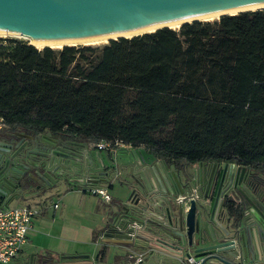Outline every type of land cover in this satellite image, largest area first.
I'll return each mask as SVG.
<instances>
[{
    "label": "trees",
    "instance_id": "trees-1",
    "mask_svg": "<svg viewBox=\"0 0 264 264\" xmlns=\"http://www.w3.org/2000/svg\"><path fill=\"white\" fill-rule=\"evenodd\" d=\"M0 117V138L119 139L175 165H244L264 184V8L102 43L0 38Z\"/></svg>",
    "mask_w": 264,
    "mask_h": 264
},
{
    "label": "water",
    "instance_id": "water-1",
    "mask_svg": "<svg viewBox=\"0 0 264 264\" xmlns=\"http://www.w3.org/2000/svg\"><path fill=\"white\" fill-rule=\"evenodd\" d=\"M257 2L264 0H0V28L32 39L84 38L150 24L169 26L164 23L187 17L193 18L182 22L202 19L196 16ZM113 37L117 36L109 38ZM8 147L9 143L0 140V150ZM137 154L141 168L126 180L131 190L123 202L122 216H116L111 232L105 233L108 242L126 247L113 264H186L190 256L198 259L195 264H264L255 243L256 232H264V186L258 188L257 178L246 166L214 162L205 179L202 167L195 175L183 171L185 179L189 176L181 185L173 171L161 169L159 174L141 151ZM4 160L6 165L0 172L10 159ZM76 161L69 167L88 171L105 167L99 151L95 160ZM32 164L39 167L29 175L37 190L25 198H40L52 189L47 171L50 162ZM148 166L159 183L156 191L146 177ZM96 173L102 180L108 179L106 167ZM0 193L8 199L18 194L2 188ZM139 248L144 252L137 259ZM43 259L37 256L36 264H42Z\"/></svg>",
    "mask_w": 264,
    "mask_h": 264
},
{
    "label": "crops",
    "instance_id": "crops-1",
    "mask_svg": "<svg viewBox=\"0 0 264 264\" xmlns=\"http://www.w3.org/2000/svg\"><path fill=\"white\" fill-rule=\"evenodd\" d=\"M119 149L120 147L112 152H107L106 150H103L105 151L106 158L103 156V151L100 152V157L102 158L105 167L111 166L112 171L116 168L114 170V174L117 175H119L121 172L120 168L128 169L130 174L136 173L137 170L141 168L140 160H138L140 158H134V160L132 158H128L127 162H121L117 158ZM134 151L135 150L133 148V152ZM146 160H148V163L153 164L155 166L159 174H161V169L166 172H171L173 170L176 171L174 172V174L178 178L177 183L180 182L181 185H183L184 182L188 180L189 176L188 175L185 179L182 173L183 171L191 172L192 175H195V172L200 171L202 167L205 172V179V176H208L209 171L213 166L212 162H202L201 164L196 161L191 164L181 163L180 166H184V169L175 170L176 167L172 164L167 163L165 160H160L157 158H148ZM130 166H132V170H130ZM105 167L102 169H92L91 171H104ZM145 171L150 187L154 191L158 190L159 183L156 177L154 176L152 170H150V166L145 168ZM82 172H86V169H83ZM114 174L110 175V181L109 178L104 182L102 179H100L102 181L98 180V185L104 186L110 193L111 198L109 200H105L110 201V204L113 200V196L109 191V187L112 188L113 186L112 180L116 177V175ZM98 178L100 177H97V179ZM126 180L127 179H124L123 181L127 182ZM83 190L87 191L86 194L88 193L91 195H95L98 196L100 199L104 200L100 195L89 192L86 188H84V186ZM121 193H123V191ZM121 193L119 192V194ZM26 195H22L11 200L17 201L15 204L29 203L38 205L42 208V210L38 215L33 218V228L28 233L27 240L24 243L18 257H24L29 254H35L38 256L42 255L44 257L43 261L47 262L48 264H113L112 262L117 257V254L124 252L126 248L125 244L114 241L108 242L107 237L105 235L107 231L111 232L110 225L112 221L116 218V216H122V212L124 211L120 210L119 207L116 206V204H111L112 208L110 207L109 220L106 219L107 217H100L95 222L77 225L74 222L68 221V218L71 216V214H73L74 211L69 209V205L66 203V201L63 202L65 195L64 197H62V203L56 197L51 199L49 202L43 201L41 198H37L29 202H23V200L28 199L25 198ZM83 197V194L82 196H78V198ZM158 197H161V195H158ZM10 201H8V204H10ZM54 202L58 203L56 207L53 206ZM237 205V207L241 209L239 202ZM244 211L248 213L247 210L244 209ZM263 233L256 232L255 235V243L257 245L258 254H260L262 257H264ZM101 248L104 251L103 253L99 254ZM136 252L143 253L144 251L143 249L139 248L136 249ZM10 264H12V261L10 262Z\"/></svg>",
    "mask_w": 264,
    "mask_h": 264
},
{
    "label": "flooded vegetation",
    "instance_id": "flooded-vegetation-1",
    "mask_svg": "<svg viewBox=\"0 0 264 264\" xmlns=\"http://www.w3.org/2000/svg\"><path fill=\"white\" fill-rule=\"evenodd\" d=\"M0 140L10 144L6 151L0 150V159H2L0 160V170L6 165L7 160L4 159H10L4 170L0 172V188L9 193L18 192L15 197L31 194L37 190V183L32 181L29 175L39 167L34 166L32 163L43 165L46 162H50V167L47 171L51 175L49 178L52 181L51 188L64 180L69 181L73 185H82L87 188L90 185H97L98 180L101 179L100 177L98 180H94L97 179V173L88 171L86 168L69 167L70 164L78 163L76 160H87L88 157L90 160H95L96 151L101 152L103 150L95 148L92 143L63 140L49 133L30 135L23 132H16L10 138H0ZM76 153H81L82 155L79 156ZM147 154L151 156L149 159L153 157L164 160L152 154ZM135 155L134 158H140L137 153ZM138 160H141V158ZM197 162L201 164L202 162H212L213 164L214 162L224 163L225 161L199 160ZM169 164L174 165L176 167L175 170L184 169V166ZM83 169H86V172H82ZM173 172L176 171L173 170ZM5 177L6 179H3ZM260 185L264 186L261 181L258 183V188H260ZM10 200V198L3 197L2 193H0V205H7ZM37 256L35 254H29L24 257L17 256L12 260V264H36ZM42 264L48 263L42 261Z\"/></svg>",
    "mask_w": 264,
    "mask_h": 264
},
{
    "label": "rangeland",
    "instance_id": "rangeland-1",
    "mask_svg": "<svg viewBox=\"0 0 264 264\" xmlns=\"http://www.w3.org/2000/svg\"><path fill=\"white\" fill-rule=\"evenodd\" d=\"M174 27V26H173ZM155 28V27H154ZM151 30V29H150ZM0 38H16V39H22V40H27L31 42L28 38L24 36H19L16 34H8V33H2L0 34ZM98 41L95 43H102L107 41ZM83 43V42H82ZM77 44V43H74ZM63 45V44H62ZM60 46H52V47H61ZM44 46V45H43ZM43 46H37L39 48ZM51 46V45H49ZM135 151L133 152V148H128L126 146H120V149L118 150V156L117 158L121 162H127L128 158L134 160L135 154L138 152L137 149H134ZM104 153V154H103ZM103 156L106 158L105 151H103ZM142 155L144 156L145 159H148L149 157L151 158L150 155H148L145 151H142ZM153 158V157H152ZM131 160V161H133ZM116 169V168H115ZM114 169V170H115ZM106 170H108V177L109 181L111 179L110 175H113L115 171H112L111 166H106ZM120 174H114L116 177L112 180L113 186L112 188L109 187V191L111 192L113 196V200L111 204H116L117 207H119L120 210H123L124 207V200L127 198V196L130 193V187L127 182H124V179H131V174L128 171V169H123L120 168ZM98 172V171H96ZM95 172V173H96ZM102 181V180H99ZM104 182V180H103ZM110 184V183H109ZM125 188V190H124ZM123 191V193H121ZM128 191V192H127ZM87 191L83 190L82 185H73L69 181H61L57 185H55L46 195L41 196L40 198L43 201L49 202L53 198H58L59 201L62 203V197H64L63 202L66 201V203L69 205V209L73 210V214L68 218L69 222H74L77 225L81 224H88L97 221L100 217H107L106 219H110V207L112 208L110 201H105L100 199L98 196L91 195V194H86ZM119 192L121 194H119ZM83 198H78L79 195L82 196ZM123 194V195H122ZM38 197H33V198H28L23 200L26 202L33 201L34 199H37ZM17 201H10V204L8 205H18L15 204ZM37 203V202H33ZM103 219V218H102Z\"/></svg>",
    "mask_w": 264,
    "mask_h": 264
},
{
    "label": "built area",
    "instance_id": "built-area-1",
    "mask_svg": "<svg viewBox=\"0 0 264 264\" xmlns=\"http://www.w3.org/2000/svg\"><path fill=\"white\" fill-rule=\"evenodd\" d=\"M0 117V127H1ZM99 150H107L112 152L120 146L131 148V144L125 143L119 139L100 140L92 143ZM93 194L100 195L104 200L111 198L110 193L102 185H90L86 188ZM58 203L54 202L53 206ZM42 208L38 205L22 203L18 205H0V264H10L15 259L24 243L27 240L28 233L33 228V218L41 212ZM143 254L138 253L137 259L142 258ZM198 259L193 256L188 257L186 264H195Z\"/></svg>",
    "mask_w": 264,
    "mask_h": 264
},
{
    "label": "bare ground",
    "instance_id": "bare-ground-1",
    "mask_svg": "<svg viewBox=\"0 0 264 264\" xmlns=\"http://www.w3.org/2000/svg\"><path fill=\"white\" fill-rule=\"evenodd\" d=\"M258 7H264V2H257V3H253V4L243 5V6H236V7H230V8H225V9H221V10H215V11L207 12L204 14H199L196 17H199L202 19H204V18L209 19L212 17H216L217 15H220L223 12H236V11L241 10V9H247V8L250 9V8H258ZM190 18H193V17H187L184 19H190ZM184 19L170 20V21L165 22L164 24H167L169 26H177ZM159 25H162V23L150 24V25L143 26V27L136 28V29H132V30H125V31H120V32H110V33H105V34L88 36V37H84V38L32 39L26 35H22V34L17 33V32L8 31L5 28H0V34L8 33V34H16L19 36H24V37L28 38L36 46H43V45L60 46L62 44H66V43L67 44L68 43L69 44H71V43H82V42L83 43H95L98 41L106 40L110 36H118L120 34L132 35L133 33L153 29L154 27H157Z\"/></svg>",
    "mask_w": 264,
    "mask_h": 264
}]
</instances>
